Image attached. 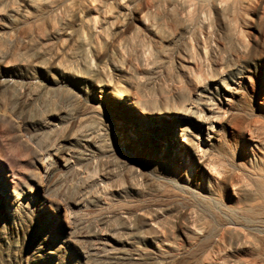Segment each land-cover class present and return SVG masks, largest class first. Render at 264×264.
Returning a JSON list of instances; mask_svg holds the SVG:
<instances>
[{"label":"rangeland","instance_id":"1","mask_svg":"<svg viewBox=\"0 0 264 264\" xmlns=\"http://www.w3.org/2000/svg\"><path fill=\"white\" fill-rule=\"evenodd\" d=\"M185 101L218 138L159 113ZM249 131L264 132L256 1L0 0V264H264V225L199 205L219 188L205 149L229 161Z\"/></svg>","mask_w":264,"mask_h":264},{"label":"bare ground","instance_id":"2","mask_svg":"<svg viewBox=\"0 0 264 264\" xmlns=\"http://www.w3.org/2000/svg\"><path fill=\"white\" fill-rule=\"evenodd\" d=\"M78 1L82 4V0ZM211 1L213 5L221 7L226 4H231L233 6H247L252 4L253 1H256V3L262 8V17L264 18V0ZM112 93L120 98L123 97V95L117 91H112ZM207 97L206 93L198 94L197 98L200 105H205L207 103ZM190 102L185 101L182 106L168 108L167 110L160 112L146 106H140L137 108L141 113L146 115V117L149 113L159 112L165 115L167 113L166 117L173 119V125L176 128L175 131L185 137L193 132L192 124L196 123L200 130L207 131L209 136L207 140L218 138L216 134H219L217 133L219 128H215L214 121L216 120L220 123V128L221 125H223V122L215 119L206 112H200L196 107L192 108L189 104ZM207 109L210 110V108ZM175 117H180L181 119ZM184 117H187V120H182ZM143 128L147 131H153L154 125H150L147 122L143 125ZM243 141L249 146L247 150L240 145H235L234 149L238 152L233 153L231 158H229V161L226 160L228 157L216 160L213 157V154H210L208 150L205 149L207 157L201 162V173H204L205 169L211 167V170L209 169V171H211L213 175L215 174L219 188L214 189L213 193L210 195H204V197L200 198L199 205H201L206 211L214 209L215 207L222 210L229 221L233 224L235 231L237 230V226L241 225H245L252 229H260L264 225V132L249 131L243 136ZM222 149L224 151V148ZM229 149H232L231 145L229 146ZM227 154L228 151L224 156ZM228 184L234 189L233 196H235V198L232 200L225 198L229 193ZM0 194L6 195V191L1 184ZM202 230L209 232L210 228L203 226ZM241 239L243 244L253 249L255 254L260 255L261 252L259 253L260 250L252 239L251 241L245 240L244 238Z\"/></svg>","mask_w":264,"mask_h":264}]
</instances>
